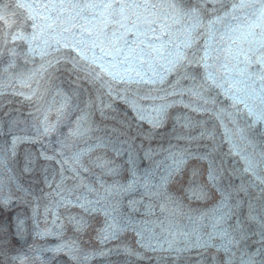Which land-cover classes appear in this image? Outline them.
I'll list each match as a JSON object with an SVG mask.
<instances>
[{
	"label": "snow or ice",
	"instance_id": "snow-or-ice-1",
	"mask_svg": "<svg viewBox=\"0 0 264 264\" xmlns=\"http://www.w3.org/2000/svg\"><path fill=\"white\" fill-rule=\"evenodd\" d=\"M24 145L39 147L21 162ZM201 164L219 198L188 225L161 219ZM43 252L264 264V0H0V264Z\"/></svg>",
	"mask_w": 264,
	"mask_h": 264
},
{
	"label": "bare ground",
	"instance_id": "bare-ground-1",
	"mask_svg": "<svg viewBox=\"0 0 264 264\" xmlns=\"http://www.w3.org/2000/svg\"><path fill=\"white\" fill-rule=\"evenodd\" d=\"M14 240V239H13ZM49 254L51 255V256H54V254L53 253H51V252H49ZM61 256H63V254H61V255H59V256H54L56 259H59Z\"/></svg>",
	"mask_w": 264,
	"mask_h": 264
}]
</instances>
